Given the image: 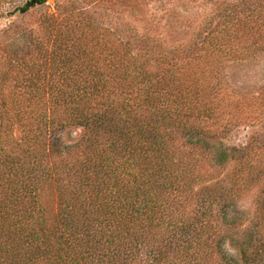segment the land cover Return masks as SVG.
I'll list each match as a JSON object with an SVG mask.
<instances>
[{
	"label": "trees",
	"instance_id": "1",
	"mask_svg": "<svg viewBox=\"0 0 264 264\" xmlns=\"http://www.w3.org/2000/svg\"><path fill=\"white\" fill-rule=\"evenodd\" d=\"M14 1L0 0V17ZM237 1L202 48L165 66L143 63L90 23L54 15L31 33L24 56L3 51L0 264H264V227L236 232L215 194L197 189L213 176L204 165L231 158L238 180L264 172V143L233 151L215 142L229 121L220 93L205 85V60L264 38V2ZM66 125L83 130L75 145L57 138ZM45 190L57 198L53 214Z\"/></svg>",
	"mask_w": 264,
	"mask_h": 264
},
{
	"label": "rangeland",
	"instance_id": "2",
	"mask_svg": "<svg viewBox=\"0 0 264 264\" xmlns=\"http://www.w3.org/2000/svg\"><path fill=\"white\" fill-rule=\"evenodd\" d=\"M27 1L15 0L0 17V55L6 49L8 53L24 56L21 50L25 47L28 51L31 33L40 34L49 16L54 15L58 21L73 17L75 21L90 23L109 38L127 43L133 54L142 56L143 63L155 67L163 61L165 66L173 57L184 58L194 48H202L225 9H230L236 0H136V3L134 0H47L26 13L17 11ZM84 32V38H97ZM256 42L252 49L237 56L205 60L208 71L205 75L209 79L205 85L210 82L216 93H220V106L229 121L228 126L220 129L221 135L215 142L233 151H241L250 143H264V115H259L260 108L264 107V38L257 37ZM201 84L202 81L187 82L194 90ZM9 85L8 100H13L12 78ZM57 133L60 144L75 145L81 140L83 130L66 125ZM236 159L213 168L204 165V160L203 171L212 170L213 176L200 181L197 189L215 194L221 208L235 217L236 232L242 233L253 227H264V172L238 180ZM41 200L50 213L57 210V198L50 191L45 190ZM227 243L226 249L237 256L232 240Z\"/></svg>",
	"mask_w": 264,
	"mask_h": 264
},
{
	"label": "water",
	"instance_id": "3",
	"mask_svg": "<svg viewBox=\"0 0 264 264\" xmlns=\"http://www.w3.org/2000/svg\"><path fill=\"white\" fill-rule=\"evenodd\" d=\"M46 1L47 0H29V1H27V3L23 7L19 8L17 11H19L20 13H26L27 11H29L33 7L41 5V4L45 3Z\"/></svg>",
	"mask_w": 264,
	"mask_h": 264
}]
</instances>
